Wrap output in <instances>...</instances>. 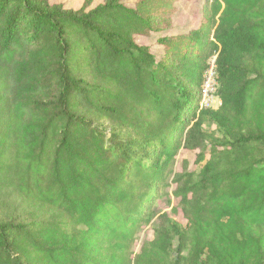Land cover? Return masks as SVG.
I'll return each mask as SVG.
<instances>
[{"label": "trees", "instance_id": "obj_1", "mask_svg": "<svg viewBox=\"0 0 264 264\" xmlns=\"http://www.w3.org/2000/svg\"><path fill=\"white\" fill-rule=\"evenodd\" d=\"M92 1L0 0V187L51 214L0 221V264H264V0H207L183 34L179 0ZM215 54L222 105L198 112ZM206 140L173 193L187 225L163 214L135 253Z\"/></svg>", "mask_w": 264, "mask_h": 264}, {"label": "rangeland", "instance_id": "obj_2", "mask_svg": "<svg viewBox=\"0 0 264 264\" xmlns=\"http://www.w3.org/2000/svg\"><path fill=\"white\" fill-rule=\"evenodd\" d=\"M86 0H53V3L62 4L65 8L71 10L80 9ZM106 0H93L91 7L104 3ZM207 0H179L177 3L178 11L173 16V32L183 34L192 28H196L203 20ZM138 42L154 46L156 45V36L138 37ZM204 129L208 132L210 138H221V134L213 124H206ZM210 140H206L201 146L195 149H182L174 163L168 178V186L162 191L161 195L154 202L152 208V219L145 224L138 236L134 252L138 253L143 242H149L154 239L155 229L160 224V216L168 214L173 222L182 226L187 225V220L183 216L180 206V200L174 196V191L178 187V178L188 173H198L204 163L200 162V155L204 154L209 158ZM177 181V182H176ZM51 217V214L33 205L31 202L21 197L13 188L9 186L0 187V221L15 219L20 222H40ZM177 246V243H176Z\"/></svg>", "mask_w": 264, "mask_h": 264}, {"label": "built area", "instance_id": "obj_3", "mask_svg": "<svg viewBox=\"0 0 264 264\" xmlns=\"http://www.w3.org/2000/svg\"><path fill=\"white\" fill-rule=\"evenodd\" d=\"M218 54L212 56L207 65V69L203 75V83L200 92L199 110H217L222 105V100L219 96V80L217 67Z\"/></svg>", "mask_w": 264, "mask_h": 264}]
</instances>
